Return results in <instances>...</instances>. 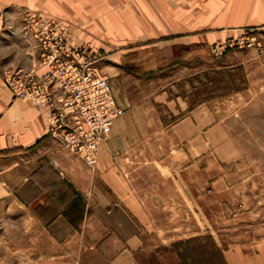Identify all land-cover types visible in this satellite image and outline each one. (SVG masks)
<instances>
[{
    "label": "rangeland",
    "instance_id": "1",
    "mask_svg": "<svg viewBox=\"0 0 264 264\" xmlns=\"http://www.w3.org/2000/svg\"><path fill=\"white\" fill-rule=\"evenodd\" d=\"M122 2L109 0L111 18L116 17ZM26 13L32 12L21 14L20 25H3L1 36L2 45L25 54L29 51L22 39ZM48 18L62 25L71 44L96 59L95 69L108 80L124 109L123 116L133 113L137 100L167 95L166 101L155 99L153 105V116L162 129L153 124L144 129L133 118L130 130L126 135L121 133V142L114 143L113 154L109 155L112 167L121 163L122 177L129 181L146 212L142 234L145 263L150 255L158 254L204 258L206 264H219L220 251L214 243L225 248L264 236V36L244 31L238 37L218 41L221 45L216 49L212 43L161 58L157 46L111 40L117 32L101 23L105 18L102 14L90 19L91 25L80 26L63 18ZM199 85L206 87L205 96L185 100L186 94ZM170 102L174 114L166 106ZM197 105H202L205 113V119L199 122L200 137L175 143L165 136L163 126ZM58 151L50 141L45 150H31L29 170L54 155L58 161L72 164L76 176L91 177L92 169L82 161ZM14 154L15 158L23 156ZM20 159L0 169L1 182L14 181L27 172L23 169L27 160ZM5 189L0 186V264L11 263L12 248L21 250L25 235L22 227L34 231L25 208L5 195ZM35 236H28L31 242Z\"/></svg>",
    "mask_w": 264,
    "mask_h": 264
},
{
    "label": "crops",
    "instance_id": "2",
    "mask_svg": "<svg viewBox=\"0 0 264 264\" xmlns=\"http://www.w3.org/2000/svg\"><path fill=\"white\" fill-rule=\"evenodd\" d=\"M123 1L116 17L111 18L109 0H0V169L20 158L27 160L23 162L27 172L22 177L5 183L0 181V186H5V195L25 208L34 228L32 231L22 227L25 235L21 250L12 248L10 264H206L204 258L158 256L155 253L145 263L142 234L146 212L141 200L131 191L129 181L122 177L121 163L112 167L109 161L114 143L121 142L120 135L127 134L133 118L144 129L151 128V124L162 129L159 120L153 116V105L155 99L163 101L166 93L154 100H137L132 114L113 122L100 144L91 177L76 176L72 164L58 161L54 155L50 156V161L29 170L30 151L35 148L45 150L48 144V112L43 106L15 98L2 77L7 70L29 65L30 58L23 51L17 53L11 46L2 45L1 39L3 25H20V16L24 12L63 18L77 26L91 25L90 19L94 16L97 19L102 14L105 18L100 19L101 23L114 27L112 29L117 32L116 38L111 40L157 46L161 58H172L235 38L244 31L264 36V0ZM43 71V68L37 70L38 73ZM205 88L199 85L184 99L203 98ZM166 106L170 108L169 113L174 114L173 104L166 103ZM201 106H194L196 108L191 112L163 126L165 136L174 139L175 143L200 137L199 122L205 119ZM200 113L203 114L201 118ZM197 146L199 149L200 145ZM15 152L23 156L15 158ZM59 170L65 176L60 175ZM31 234H36L32 242L28 237ZM214 244L220 251L219 264H264V236L225 248ZM17 252L19 255H14Z\"/></svg>",
    "mask_w": 264,
    "mask_h": 264
},
{
    "label": "built area",
    "instance_id": "3",
    "mask_svg": "<svg viewBox=\"0 0 264 264\" xmlns=\"http://www.w3.org/2000/svg\"><path fill=\"white\" fill-rule=\"evenodd\" d=\"M22 20L30 64L3 72L4 85L15 98L45 107L48 141L94 169L100 144L124 109L97 73L96 59L71 44L60 23L32 13Z\"/></svg>",
    "mask_w": 264,
    "mask_h": 264
}]
</instances>
